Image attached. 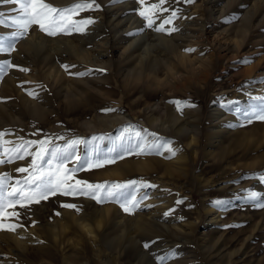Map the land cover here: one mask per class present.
Returning <instances> with one entry per match:
<instances>
[{
    "label": "rangeland",
    "instance_id": "374dc122",
    "mask_svg": "<svg viewBox=\"0 0 264 264\" xmlns=\"http://www.w3.org/2000/svg\"><path fill=\"white\" fill-rule=\"evenodd\" d=\"M46 2L64 8L79 0ZM96 3L100 9L74 17L94 19L86 33L48 36L33 26L16 41L15 51L0 53V60L30 69H12L0 79V98H8L0 102V131L11 132L3 139L60 136L55 142L62 145L79 138L85 143L76 146V154L87 158L97 145L99 158L132 125L179 151L171 159L130 157L76 172V179L91 183L136 179L156 185L140 190L149 195L141 204L152 207L127 214L117 203L50 197L18 209L24 228L0 231V264H156L153 254L169 249L177 255L167 264H264V208L253 207L243 191L264 194V122L241 126L242 118L222 107L240 100L243 108L248 95H264V0H167L165 7L179 9L171 25L178 31L171 34L140 31L145 21L136 0ZM9 7L0 5V11L7 14ZM250 7L254 12L243 22ZM10 31L0 26V35ZM61 64L75 65L71 72L105 71L75 77ZM170 100L194 107L177 111ZM30 162L26 157L2 164L0 174L7 172L12 183L26 175L15 168ZM217 199L229 202L225 210L212 205ZM62 203L83 205V213ZM170 208L173 216L164 217ZM149 240L157 242L146 250L142 245Z\"/></svg>",
    "mask_w": 264,
    "mask_h": 264
},
{
    "label": "snow or ice",
    "instance_id": "6c2138e0",
    "mask_svg": "<svg viewBox=\"0 0 264 264\" xmlns=\"http://www.w3.org/2000/svg\"><path fill=\"white\" fill-rule=\"evenodd\" d=\"M114 2V0H113ZM140 5L137 10L138 15L145 21L144 28L154 29L157 32H167L171 34L178 31L171 26L173 20L177 18L179 9L169 8L164 5L167 0H157L155 3H148L147 0H136ZM180 2V0H177ZM184 3H193L194 0H183ZM0 5H11L7 9V14L0 11V26L11 29L7 36L0 35V53H11L15 51V43L23 38L29 29L35 26L40 32L48 36L57 34L86 33L87 27L95 21L93 18L75 19L80 12L100 9L101 5L96 0H79L71 7H56L46 0H0ZM170 13L161 19L162 14ZM159 21V23H158ZM169 25V27H165ZM184 51L192 52L194 49L188 48ZM247 62V61H245ZM70 76L85 77L92 75L94 71L103 73L104 69H88L83 72H71L70 68L75 65L61 64ZM16 69L27 73L29 68L15 64L8 59L0 60V79L5 78L10 70ZM30 82L25 81L24 84ZM246 83H254L248 81ZM21 87L23 85H20ZM41 90H45L41 88ZM27 94L38 97L39 93L34 89H26ZM8 98H0V102H6ZM248 103L241 107L240 100L227 101L222 107L229 112L235 113L242 118L241 126L252 124L254 121L264 122V95H248ZM170 104H175L177 111H182L183 107H194L186 101L170 100ZM105 113L117 111L113 108L101 109ZM10 130L0 131V165L11 164L14 161L25 160L30 157L31 162L26 167H16L15 172L23 175L21 179L12 181V177L7 172L0 174V231L15 233L17 229L24 228L20 223L22 212L20 210L29 209L32 204H39L47 201L50 197L59 195L84 197L93 201L98 206L106 203H117L127 214H133L142 207H152V205H142L141 201L149 199L147 192H140L141 189L155 188L146 181L128 180L124 182L104 181L91 183L85 180L76 179L75 173L81 170H91L101 168L106 165L115 164L118 161L141 156H164L166 159L174 158L178 149L174 148L170 142H161L156 133H147V130H137L132 125L120 131L112 142L107 154L94 158L98 151L97 145H92L93 155L87 158L76 154V146L84 144L82 139H71L64 144L55 141L64 139L60 136H51L39 140H26L24 137H17L16 140H4L3 137L10 135ZM104 137H93V140ZM4 145H10L5 147ZM71 162V167H69ZM264 182V175L261 176ZM244 199L249 201L253 207L264 208V194L257 191L243 190ZM139 193V195L137 194ZM186 198L176 200V205L183 204ZM215 208L225 210L229 204L226 200L217 199L211 202ZM61 207L74 211L81 215L84 210L83 205L74 203H62ZM189 207H192L189 205ZM175 208H170L163 213L164 217L173 216ZM55 216L62 214L55 212ZM51 220V217H49ZM175 219L183 221L184 217ZM38 222L32 221V226ZM42 243V241H37ZM157 241L149 240L143 242V248L149 250ZM178 247V246H177ZM177 255L175 249H169L163 254L154 253L156 264H167Z\"/></svg>",
    "mask_w": 264,
    "mask_h": 264
},
{
    "label": "bare ground",
    "instance_id": "6f19581e",
    "mask_svg": "<svg viewBox=\"0 0 264 264\" xmlns=\"http://www.w3.org/2000/svg\"><path fill=\"white\" fill-rule=\"evenodd\" d=\"M253 12H254V9H253L252 7H250L247 11H245V15H244V18H243V22H244V19H245L247 16H251V15L253 14ZM242 26H244V23H243V25H241L240 27L242 28ZM241 31H242V30H241ZM241 31H240V32H241ZM151 59H152L153 63H156L158 58L154 57V58H151ZM30 109H31V108H30ZM33 111H34V109H33ZM87 231L90 232L91 230L87 227Z\"/></svg>",
    "mask_w": 264,
    "mask_h": 264
}]
</instances>
